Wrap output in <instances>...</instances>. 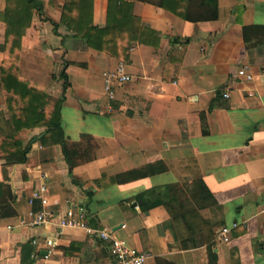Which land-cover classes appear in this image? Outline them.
Wrapping results in <instances>:
<instances>
[{
    "label": "crops",
    "instance_id": "0c3cea01",
    "mask_svg": "<svg viewBox=\"0 0 264 264\" xmlns=\"http://www.w3.org/2000/svg\"><path fill=\"white\" fill-rule=\"evenodd\" d=\"M5 1L0 0V47ZM40 1L42 14L33 12L20 38L16 76L50 98L63 95L64 138L81 142L84 154H78L90 159L70 168L62 144L38 140L43 126L19 131L28 148L22 161L9 155L2 141L12 109L16 113L22 102L9 105L0 87V181L7 179L14 195L10 214L0 218V264H113L107 243L95 235L58 228L68 206L83 209L89 226L149 253L144 264H264V0H217L218 18L197 22L149 1L123 0L116 12L114 1L91 0L78 11V27L103 29L120 20L125 61L106 51L117 50L120 38L96 40L105 48L98 50L63 24L54 32L51 22L60 23L65 0ZM4 57L0 48V66ZM119 62L131 79L116 84L108 98L103 72ZM64 63L63 91L58 74ZM242 64L251 66L254 80L237 76ZM225 91L228 98L222 97ZM82 134L92 137L90 149ZM146 167V176L113 181ZM197 179L212 193L211 205L201 208L198 197L189 199L194 209L178 220L162 205L143 211L134 199L168 184L176 195L188 196ZM40 184L50 222L7 230L40 208L38 201L28 203ZM232 223L237 226L224 242L219 229ZM198 237L209 240L182 246Z\"/></svg>",
    "mask_w": 264,
    "mask_h": 264
},
{
    "label": "trees",
    "instance_id": "16d2710c",
    "mask_svg": "<svg viewBox=\"0 0 264 264\" xmlns=\"http://www.w3.org/2000/svg\"><path fill=\"white\" fill-rule=\"evenodd\" d=\"M90 1L91 0H65L62 6L60 23L51 22L54 32H57L55 29L56 26L63 24L66 29L71 32L72 36H81L86 39L87 46L94 47L98 50H105V48L95 43L96 40L108 35L112 37V40L115 38L119 40L120 38L119 46H116L117 50L113 51L106 49V51L125 61L126 57L123 55V45L121 43L123 24L120 20L108 22L103 29H98L92 25H88L84 29L78 27L80 24L78 21L80 20L78 17V11ZM112 1L116 4V12H119L125 3L123 0H108L110 3ZM142 1L153 2L157 6L167 9L191 22L210 21L218 18L217 0ZM5 3V42L0 48L6 57H4L0 66V87L4 90L6 101L9 105L13 101L16 104L21 101L22 105H17V108L15 109L16 113H13L12 109L10 115L12 124H9L10 132L5 134L6 136L4 137L2 144H4V146L10 151L9 155L19 156L20 160H23L28 148L22 146V142L18 136L19 131L23 128L32 126H43L45 131L38 139L40 143L45 144L46 141H48L51 143L62 144L68 166L72 168L79 162L90 159V157L87 156V158H85L78 154L77 150L80 151L81 142H70L69 144L64 138L60 123V109L63 95H60V97H57L56 99L50 98V96L44 91L38 90L33 86H28L25 81L18 79L16 76V59L18 56V49L20 48V38L23 35L25 27L30 24L33 12L36 11L38 14H42V3L40 0H6ZM64 67L65 63L58 74L59 77L62 78L63 91L68 86V82L65 81ZM50 100L52 101L51 105H49ZM201 119L202 124H205L203 115H201ZM81 137V140L85 142V145H88L86 146L88 149L94 146L90 141L92 137L89 134H82ZM87 148L84 149V152H87ZM80 153L84 154L81 151ZM16 161H18V159ZM148 169L149 168L146 167L143 169L130 170L124 174L114 176L113 181L124 182L130 179L146 176L151 173V170L149 171ZM6 181L7 179L0 181V218L10 214L7 210L11 208V203L14 200L12 187L9 182ZM172 187L173 185L170 184L151 187L138 193L134 199L140 202V208L143 211L149 210L157 205H162L178 220L183 214L187 213L189 208L194 209L193 204H188L189 199H196L198 197L197 199H199L200 204H202L201 208H203L207 205H211L208 201L214 198L212 193L206 188L202 179H197L193 182L190 190L188 189V196L181 197L176 195V192H174ZM208 240V237L192 238L188 243H184L182 246H184V248H187L188 246L198 247Z\"/></svg>",
    "mask_w": 264,
    "mask_h": 264
},
{
    "label": "built area",
    "instance_id": "2783aa9c",
    "mask_svg": "<svg viewBox=\"0 0 264 264\" xmlns=\"http://www.w3.org/2000/svg\"><path fill=\"white\" fill-rule=\"evenodd\" d=\"M237 76L245 81H252L255 78V74L249 64H242L238 67ZM259 78L264 80V71L259 73ZM131 79L130 75L125 70V64L119 62L114 69L106 70L103 72V88L108 98L114 97V86L116 84H122ZM249 95L253 93L249 92ZM223 98H228L229 93L227 91L222 93ZM46 187L44 184L36 186L28 197V203L33 205L35 202H39L40 208L33 210L32 208L17 219L13 225H8L7 230L13 229L16 226L19 227H34L36 225H46L51 220V212L48 210L47 196L45 195ZM59 229L70 227L76 229H82L87 234L95 235L102 242L107 243L109 253L113 259V264H144L150 257V254L139 250L131 245L123 238L116 237L112 231L101 228H93L87 224V215L83 209H76L68 206L64 214L59 219L57 224ZM237 223L231 225H223L219 229V237L222 241L227 242L230 238V231L236 227ZM32 243H36L32 240ZM45 245L51 247L53 245L52 240L46 239ZM47 257V255L45 256Z\"/></svg>",
    "mask_w": 264,
    "mask_h": 264
}]
</instances>
